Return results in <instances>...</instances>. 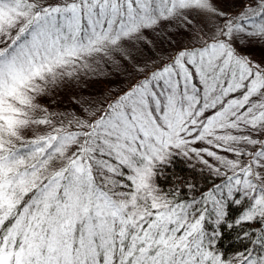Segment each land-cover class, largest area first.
I'll return each mask as SVG.
<instances>
[{
  "label": "snow or ice",
  "instance_id": "obj_1",
  "mask_svg": "<svg viewBox=\"0 0 264 264\" xmlns=\"http://www.w3.org/2000/svg\"><path fill=\"white\" fill-rule=\"evenodd\" d=\"M0 264H264V0H0Z\"/></svg>",
  "mask_w": 264,
  "mask_h": 264
},
{
  "label": "trees",
  "instance_id": "obj_2",
  "mask_svg": "<svg viewBox=\"0 0 264 264\" xmlns=\"http://www.w3.org/2000/svg\"><path fill=\"white\" fill-rule=\"evenodd\" d=\"M104 88H105L104 85H98V86H90L88 90H90V91H99V90H103ZM60 96L63 97V100L65 99V96H64L63 92H61ZM61 107H63V105H61ZM190 163L191 164H197V162L195 160L191 161ZM197 167H199V166L197 165ZM184 168H185L184 164L182 162H180V161H177V166H176V169H175V171L177 173H179L180 175H184V176L193 175V173H190V172L184 170ZM161 183H165V181L162 180ZM242 247L243 246L240 244L239 241L232 242L231 251H234V250H237V249L242 250Z\"/></svg>",
  "mask_w": 264,
  "mask_h": 264
},
{
  "label": "rangeland",
  "instance_id": "obj_3",
  "mask_svg": "<svg viewBox=\"0 0 264 264\" xmlns=\"http://www.w3.org/2000/svg\"><path fill=\"white\" fill-rule=\"evenodd\" d=\"M99 91H102V90H99ZM99 91H96V92H99ZM59 99H60V100H63V97L60 96ZM42 102H46V101H42ZM54 106H55V105H54Z\"/></svg>",
  "mask_w": 264,
  "mask_h": 264
}]
</instances>
